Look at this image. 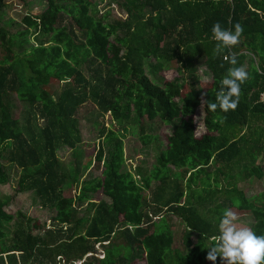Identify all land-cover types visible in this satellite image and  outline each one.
<instances>
[{"label": "trees", "instance_id": "obj_1", "mask_svg": "<svg viewBox=\"0 0 264 264\" xmlns=\"http://www.w3.org/2000/svg\"><path fill=\"white\" fill-rule=\"evenodd\" d=\"M8 1L0 0V187L9 183L5 159L22 171L21 192L36 193L56 215L47 225L9 213L0 189V264H212L211 237L229 208L249 212L251 229L264 235V194L238 187L240 179L264 177L256 165L264 160V0H122L125 20L97 18L93 0H46L18 32L2 24ZM217 22L244 29L241 43L218 57ZM32 36L37 47L24 57L14 51L16 40ZM233 53L250 74L237 109L202 108L216 102L232 67L223 57ZM152 58L163 72L176 62L182 77L155 85L145 70ZM201 68L213 83L201 84ZM16 100L30 105L27 115L16 116ZM89 103L123 130L103 127L83 164L78 114ZM129 128L145 144L153 139L147 131H170L153 168L137 169L142 184L126 167ZM65 149L74 155L68 168L59 156ZM92 165H101V174L78 186L81 170ZM100 192L112 202L96 201ZM169 214L177 218L174 229ZM17 217L25 225L7 245L4 225Z\"/></svg>", "mask_w": 264, "mask_h": 264}, {"label": "rangeland", "instance_id": "obj_2", "mask_svg": "<svg viewBox=\"0 0 264 264\" xmlns=\"http://www.w3.org/2000/svg\"><path fill=\"white\" fill-rule=\"evenodd\" d=\"M93 1V14L97 18L106 15L107 17H109V20H125L128 16L125 8L120 5L122 0ZM8 3L7 13L2 19V24L4 26H8L10 30H14L15 32H18L21 27L28 25L27 23H25V18H27L28 16L36 17L37 15L41 14L47 6L46 0H26L25 2H21L19 0H10L8 1ZM25 40L28 41L25 42ZM22 42L23 41L21 39L16 40L14 48V51L20 54V56L22 57H24V55L21 54L22 51L29 50L34 46L37 47L39 44L36 37L33 36L28 39L25 37L24 42ZM49 45L51 44L47 43L45 46ZM23 62L25 63L24 58ZM172 68L173 69L171 71L163 72L164 70H162L160 65L157 63V60L153 58L145 60V70L148 77L155 85L161 87L163 86L165 80L172 82L175 79L180 78V66L175 62L172 64ZM199 76L200 80L204 81V83H213V76L207 68H201ZM56 94H60V91ZM14 105L18 107L16 116H19L21 114V110H23L24 115H27V112L30 108L29 104H21V102H18V100H16L14 101ZM78 122L80 125L83 142L79 146L77 151L83 157V164H86L90 159V156L94 151V145L100 137L103 127L106 130H113L114 132H122L123 130V127L118 126L117 122H113V119L109 114L103 116L99 112L98 108L92 103L87 104L81 109L78 114ZM40 124H42V122H40ZM159 133L161 136L157 137V134L147 131L146 134L153 138L149 144H145L139 134L133 133V130L131 128H129V132L127 134L125 133L126 135L123 142L125 148L124 151L126 167L140 184H142L141 182L143 180V175L141 174L140 176H138L136 173L137 169L141 168L144 173H148L153 168L154 164L156 163V157L166 146V139H163V137L167 136L170 131L168 129H162ZM59 156L62 160V164L64 166H67V168L69 164L74 161L73 152L71 153L68 149L61 150L59 152ZM1 163L4 166V169L8 174L7 177L9 179V183L1 185L0 187L3 198L6 199L8 203L6 210L9 213L13 214L23 212L27 216L39 220L41 223H46L47 225H49L51 219L55 217L56 212L52 209L44 208L36 193L31 191L21 192L19 182L22 176V171L16 166L10 165L5 159H2ZM256 165L264 168V160H262L261 156H259ZM93 173L95 175H100L101 165H92L91 169H88L87 172L81 170V174L83 176H81L78 186H80L82 182ZM174 173L176 176H180L179 170H174ZM156 185L157 182H152L151 188L154 189ZM238 187L240 190H245L248 195L254 194L256 196H262L264 194V177L262 179H258L254 176L248 179H240L238 181ZM72 194V192H69L68 195L71 196ZM146 194L149 195L151 193L147 191ZM95 200H105L107 202H112L111 198L105 197L101 192L95 196ZM219 202L225 203L228 202V199H226L225 196H221ZM233 211H235L239 216V220L236 222L238 227L251 228L252 215L249 212L238 209H233ZM167 217L169 224L171 225L172 229H174L175 225L177 224V218L172 214H169ZM158 219V217L153 218L154 221ZM22 223L25 225V220L17 217L16 220L12 223L4 225V232L6 233L4 241L7 245L13 244L15 231ZM96 249V257L97 255H99V257L103 258L104 251L102 246H100V244H97ZM218 264H224L222 259L219 260Z\"/></svg>", "mask_w": 264, "mask_h": 264}, {"label": "clouds", "instance_id": "obj_3", "mask_svg": "<svg viewBox=\"0 0 264 264\" xmlns=\"http://www.w3.org/2000/svg\"><path fill=\"white\" fill-rule=\"evenodd\" d=\"M243 31V26L239 23L234 25V30L223 28L219 22L215 23L212 27V39L216 42L213 55L218 57L225 49L238 46ZM223 59L229 61L232 67L228 68L220 81L216 102L202 103V108L207 104L211 112H216L218 108L225 113L235 111L242 95V85L250 79V74L243 65L236 66L238 61L234 53L231 57L224 55ZM238 220L239 216L235 211L230 208L223 210L218 225L219 234L211 237L213 244L208 248L206 257L212 264H216L218 257L224 264H264V235L258 236L251 228L238 227Z\"/></svg>", "mask_w": 264, "mask_h": 264}]
</instances>
